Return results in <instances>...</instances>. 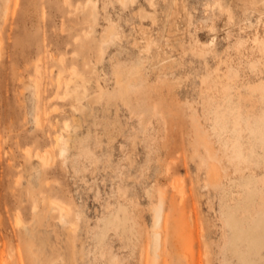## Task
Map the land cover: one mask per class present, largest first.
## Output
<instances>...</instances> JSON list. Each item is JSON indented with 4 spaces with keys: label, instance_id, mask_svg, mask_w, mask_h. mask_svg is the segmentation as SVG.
I'll return each mask as SVG.
<instances>
[{
    "label": "rangeland",
    "instance_id": "obj_1",
    "mask_svg": "<svg viewBox=\"0 0 264 264\" xmlns=\"http://www.w3.org/2000/svg\"><path fill=\"white\" fill-rule=\"evenodd\" d=\"M262 78L264 0H0V264H140L164 193L163 256L223 264L205 182Z\"/></svg>",
    "mask_w": 264,
    "mask_h": 264
},
{
    "label": "bare ground",
    "instance_id": "obj_2",
    "mask_svg": "<svg viewBox=\"0 0 264 264\" xmlns=\"http://www.w3.org/2000/svg\"><path fill=\"white\" fill-rule=\"evenodd\" d=\"M230 77H232V74ZM250 88L253 91H259L260 93V96L254 100L252 105L246 108L244 111L243 101H239L235 106H232L229 115L224 114L219 119V123H221L222 127H229L230 125L233 128V134L231 135L232 138L230 139V149L232 152L229 149V159L232 161V163H234V161L237 162V167L234 169V171L236 173L238 172L239 175L237 174L238 176L228 178L229 182L227 190L226 185L220 182L218 173L213 167H210L211 171L209 173V178L205 182V186L212 184L213 187L214 184V186L217 185L220 187V199L218 205L220 209L219 218L221 220L222 230L220 234H222L221 251L224 255L223 264H257L258 262L264 260V78L257 82V84L252 85ZM245 136L247 141L244 139ZM57 138V145L64 142L62 135L58 136ZM63 148L64 147L62 146V149ZM209 153L212 158L215 156L211 150V147H209ZM216 156L218 155L216 154ZM218 158L219 157L216 159ZM228 172L229 171L227 170L226 173ZM259 173L263 174L260 175ZM174 186L176 187L177 185L175 184ZM183 189L185 190V188ZM183 189L180 187V189L175 190L177 192H181L180 190ZM162 192L161 195L163 194ZM177 194L179 195V201L177 202H180L181 204L182 202L184 203V198L187 193L185 192V195L182 192ZM163 195H165V193ZM163 195L160 197V202L154 207V222L152 224L153 228L152 231H150L148 237V242L150 243L149 251L145 253L141 252L142 261L140 264H171V260L173 259L163 256V246L165 244L164 239L166 235L164 234L162 227L164 228V223L167 225L166 222H168L166 221L167 218L165 216V200ZM120 210L122 209L120 208ZM121 212L118 210L114 216H110L105 219L101 234L104 236L111 228H115L118 231H121V234H123L125 238H128L130 242V239H132V234L135 233L136 230L135 221L130 220V217L127 213L122 214ZM191 214L193 213L191 212ZM171 228L172 227L169 229ZM169 229L168 231L170 232L171 230ZM198 231L200 233L199 229ZM171 232H173V230ZM192 233L193 232L189 233V235L193 236ZM171 235L174 237V233H171ZM202 235H204V233H202ZM134 237L136 238V235H134ZM176 246L177 244L175 247ZM182 247L183 246H181V248ZM181 248L179 247L176 249L180 250ZM179 250H177V252L182 251ZM204 255L206 258L207 252L204 253ZM189 259H191V257ZM234 260L236 261L235 263H233ZM190 262H192V260H190Z\"/></svg>",
    "mask_w": 264,
    "mask_h": 264
}]
</instances>
